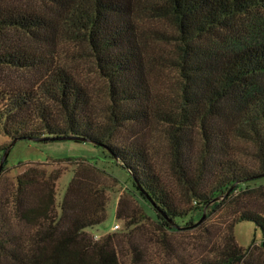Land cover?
<instances>
[{
  "label": "trees",
  "instance_id": "obj_1",
  "mask_svg": "<svg viewBox=\"0 0 264 264\" xmlns=\"http://www.w3.org/2000/svg\"><path fill=\"white\" fill-rule=\"evenodd\" d=\"M3 1L0 0V128L11 138L10 144L22 138L48 140L50 136L74 135L86 139L82 141L104 145L115 161L130 172L141 194L155 201L160 208L155 207L158 217L169 228L189 215L192 219L193 212H199L201 217L210 208V214L215 213L237 195L250 202L256 197L264 199V183L259 181L264 177V33L254 32L251 38H239L228 45L204 41L211 32L230 26L240 16L264 10V0L151 3L157 16H169L177 26L179 53L175 63L183 76L180 105H165L163 111L157 108L154 113L149 104L148 63L143 51L146 40L135 21L141 0H41L62 9L63 32L86 43L88 54L107 82L111 104L110 124L105 128L93 120V97L87 87L64 65L20 45L16 38L17 32L42 38V34L56 28L53 18ZM158 38L167 40L169 36L161 34ZM7 70L24 76L39 72L40 77L35 82L14 84L4 72ZM156 112L171 127L172 168L178 179L189 186L197 200L195 207L180 210L171 202L144 147H127L113 140L118 126L148 121ZM195 121L203 143L196 162L185 142L189 140L186 131ZM237 142L253 147V152L247 150L253 165L239 158ZM10 144L1 148L6 150ZM26 164L33 166L18 176L17 187L11 191L12 207L0 199V237L8 234L3 230L13 211L19 222L34 227L29 240L41 245L37 257L42 263L96 264L88 257L86 244L81 250L73 243L81 244L86 229L106 221L103 192L85 185L87 179L75 170L59 217L55 185L62 172L56 170L40 177L34 165L42 162ZM5 168L6 165L0 177ZM38 184L44 190L34 199L30 192ZM228 190L226 197L213 201ZM87 195L93 198L90 204ZM117 218H124L120 209ZM66 219L70 225L60 229L59 222ZM240 221L254 222L264 238V211L248 205L239 207L227 225L225 242L217 257L203 264H259L249 258L254 247H264V239L249 248L240 246L234 234ZM100 256L106 259L105 254ZM109 259L117 264L116 258Z\"/></svg>",
  "mask_w": 264,
  "mask_h": 264
},
{
  "label": "rangeland",
  "instance_id": "obj_2",
  "mask_svg": "<svg viewBox=\"0 0 264 264\" xmlns=\"http://www.w3.org/2000/svg\"><path fill=\"white\" fill-rule=\"evenodd\" d=\"M23 9L42 13L53 18L52 25L56 28L42 34V38L24 32H17L16 38L20 45L26 46L36 53L43 54L48 60L64 65L88 89L93 97V120L100 128L110 124L109 108L111 99L108 94L107 82L97 69L95 59L88 54L86 43L69 38L64 33V22L60 19L62 9L51 2L41 0H4ZM157 0H141L136 7V24L143 40L144 54L147 60V80L151 90L149 104L153 113L165 105L178 106L182 99L183 76L177 65L179 43L175 40L179 35L177 26L169 16H157L152 8ZM264 31V10H257L240 16L228 27H219L204 39L210 45L217 42L229 44L237 39L251 38L254 32ZM161 34L168 35L167 40L159 39ZM145 42V41H144ZM161 59L163 63H161ZM8 73L7 71H4ZM8 76L11 83L24 84L37 81L39 72L26 76L12 72ZM1 75V74H0ZM4 78V77H2ZM0 79V86H3ZM160 111V112H161ZM1 119V114H0ZM197 121L186 131V150L191 154L192 161L199 159L202 148L201 129ZM171 127L164 122L163 115L152 116L148 121L127 122L118 126L113 140L123 146H142L150 154L152 164L161 177L162 186L169 194V199L180 210L197 205V200L189 188L181 182L172 168ZM11 138L0 128V160L5 150L1 147L10 144ZM238 156L242 161L253 165V159L247 150L253 147L245 142H237ZM71 160H67V159ZM29 162H42L34 165L35 173L40 177L51 172H62L56 181V211L61 216V202L66 190L79 170L87 179L85 185L95 186L103 192L106 202L107 219L102 224L86 229L82 243H73V247L81 248L83 243L88 246L87 255L96 264H115L110 258H116L117 264H203L208 258H216L225 242L227 225L239 207L245 205L264 211V199H250L237 195L233 200L222 206L217 212L210 214V208L203 214L193 212L174 228H169L158 217L153 204L141 194L131 179L130 172L118 164L111 153L102 145L72 138L51 140L19 139L7 156L6 168L0 177L1 202L12 207L11 191L17 187V178L28 167ZM22 164L20 166H17ZM264 183V177L259 179ZM209 183V182H208ZM208 189V188H207ZM44 190L38 184L30 192L37 199ZM88 203L92 197L87 195ZM120 209L124 218H117ZM92 214V211H90ZM10 222L3 232L8 234L0 237V264H47L37 257L40 244L29 240L35 230L30 223L19 222L13 211L9 212ZM9 217V216H8ZM192 221V222H191ZM60 229L70 225L68 219L61 220ZM119 224V227H115ZM1 226V225H0ZM234 234L238 244L249 248L253 242L263 241V232L254 222L240 221L236 224ZM101 254L106 255L101 260ZM86 256V253L84 254ZM251 260L264 264V247L259 245L251 251ZM81 264V262H77ZM83 264H85L83 262Z\"/></svg>",
  "mask_w": 264,
  "mask_h": 264
},
{
  "label": "water",
  "instance_id": "obj_3",
  "mask_svg": "<svg viewBox=\"0 0 264 264\" xmlns=\"http://www.w3.org/2000/svg\"><path fill=\"white\" fill-rule=\"evenodd\" d=\"M61 138H72V139H81V140H86L85 138L83 137H79V136H74V135H60V136H50L48 137V140H51V139H61ZM43 138H40V139H37V140H42ZM16 139L12 141V143L8 146V148L5 150V153H4V156L2 157V159L0 160V173L1 171L3 170L4 168V165H5V162H6V159H7V156L11 150V147L12 145H14L16 143ZM104 146V145H103ZM230 192V190H228L226 193L220 195V196H217L216 198H214L213 201H216V200H220L224 197H226L228 195V193ZM148 200L153 204L154 207H157V204L155 203V201H153L151 199V197L148 196ZM158 210H160L159 207H157Z\"/></svg>",
  "mask_w": 264,
  "mask_h": 264
},
{
  "label": "built area",
  "instance_id": "obj_4",
  "mask_svg": "<svg viewBox=\"0 0 264 264\" xmlns=\"http://www.w3.org/2000/svg\"><path fill=\"white\" fill-rule=\"evenodd\" d=\"M115 227H116V228L119 227V224H116Z\"/></svg>",
  "mask_w": 264,
  "mask_h": 264
}]
</instances>
